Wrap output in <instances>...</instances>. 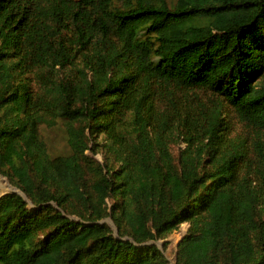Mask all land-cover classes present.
<instances>
[{
  "label": "trees",
  "instance_id": "1",
  "mask_svg": "<svg viewBox=\"0 0 264 264\" xmlns=\"http://www.w3.org/2000/svg\"><path fill=\"white\" fill-rule=\"evenodd\" d=\"M0 177V264H264V0H0Z\"/></svg>",
  "mask_w": 264,
  "mask_h": 264
},
{
  "label": "rangeland",
  "instance_id": "2",
  "mask_svg": "<svg viewBox=\"0 0 264 264\" xmlns=\"http://www.w3.org/2000/svg\"><path fill=\"white\" fill-rule=\"evenodd\" d=\"M64 5H65L64 13H55L53 11L47 12V16L52 20L53 23H63L64 22V24H65V22L68 20V18L70 16L71 2L66 1L64 3ZM80 18H81V22H83L84 26L87 27L86 29H88V31H87L88 35H91L90 34L91 31L87 25L88 14L82 13ZM53 34H54V31H53L52 27H50V26L44 27L38 32V38L40 41V48L42 49V51L48 50V48L50 46V37ZM46 143L48 145L49 152L52 156L57 155V153H59L64 148V141L62 140L60 134L56 131H54V132L48 131L47 132ZM10 191H13V190H10L7 182L2 177H0V193L3 194V192H10ZM108 222L110 223V221H108ZM186 230H187V225L184 224L181 227L180 233H176V232L172 231L165 236L164 242L167 243V249L164 253L168 259H171L172 255H174L176 243L179 241V239L181 237V233H184ZM156 245L160 250H162L163 241L157 242Z\"/></svg>",
  "mask_w": 264,
  "mask_h": 264
},
{
  "label": "water",
  "instance_id": "3",
  "mask_svg": "<svg viewBox=\"0 0 264 264\" xmlns=\"http://www.w3.org/2000/svg\"><path fill=\"white\" fill-rule=\"evenodd\" d=\"M164 241H165V240H164ZM164 241H163V242H164ZM152 244H153V243H148V244H146V245H152ZM177 244H178V242L176 243V245H177Z\"/></svg>",
  "mask_w": 264,
  "mask_h": 264
},
{
  "label": "bare ground",
  "instance_id": "4",
  "mask_svg": "<svg viewBox=\"0 0 264 264\" xmlns=\"http://www.w3.org/2000/svg\"><path fill=\"white\" fill-rule=\"evenodd\" d=\"M8 187H9V185H8ZM9 189L11 190V188L9 187Z\"/></svg>",
  "mask_w": 264,
  "mask_h": 264
}]
</instances>
